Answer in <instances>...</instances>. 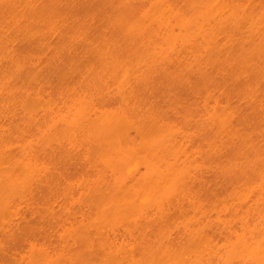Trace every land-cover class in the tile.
I'll use <instances>...</instances> for the list:
<instances>
[{
	"label": "rangeland",
	"instance_id": "374dc122",
	"mask_svg": "<svg viewBox=\"0 0 264 264\" xmlns=\"http://www.w3.org/2000/svg\"><path fill=\"white\" fill-rule=\"evenodd\" d=\"M139 1L144 0L0 1L8 8L0 13V156L6 159L0 175L21 186L4 194L9 197L5 213L0 212V264H256L239 247L241 236L264 239V176L247 166L239 152L256 142L264 156V81L249 83L243 61L252 64L254 59L241 48L248 26L234 41L221 40L219 62L207 66L202 78L189 77L184 48L168 50L162 31L148 30L150 25L151 43L143 42L154 55L129 58L119 52L139 42L134 35H142L139 12L159 7L156 0L155 8L147 0L150 5L144 1L146 8H141ZM159 1L161 16L170 11L163 19L172 20L178 7L191 13L193 0H188L189 8L187 0ZM230 1L239 9L234 13L251 12L259 19L258 31H264V0ZM131 3L143 9L136 15L140 23L135 20L139 34L129 25L135 17L120 20L130 17L125 11ZM119 21L128 22L131 34ZM131 35L137 37L135 44ZM83 95L93 106L113 109L128 99L134 112L151 119L163 140L155 153L158 160L180 172L179 179L160 186L154 196L144 193L138 200L140 214L129 220L103 216L96 196L114 194L127 168L144 172L143 159L117 165L110 151L94 143L90 147L85 131L69 126L75 102L86 100L78 98ZM206 102L216 110L229 105L227 131L217 121L212 129ZM25 139L35 161L28 190L18 169L24 154L18 145Z\"/></svg>",
	"mask_w": 264,
	"mask_h": 264
},
{
	"label": "bare ground",
	"instance_id": "6f19581e",
	"mask_svg": "<svg viewBox=\"0 0 264 264\" xmlns=\"http://www.w3.org/2000/svg\"><path fill=\"white\" fill-rule=\"evenodd\" d=\"M8 1H10V0H8ZM144 1L146 2L147 0H144ZM144 1H139V3H138L141 8H142V6H145L143 8H146V5H147L146 3H148V5H150L149 1H147L146 3ZM193 1H190L192 3L191 9H190V11H191L190 15H189V13L187 15V12H186V15L184 14V12L181 13L183 10H181L180 7H178L179 8V9L177 8L178 11L174 10V11H176L175 13H177V14L175 16L174 15L172 16L173 17L172 20H169L170 18H168V17L167 18L164 17V19L162 18L163 15L167 16L168 15L167 13H169L170 11L166 12V14L162 13L163 15L161 16V12H163V9H162V5L160 4L159 0L155 1L157 4L159 3L158 4L159 7L155 6L156 10L153 9V7L155 5L153 0L151 1L153 4V5L151 4L153 6V7L151 6L152 9L154 10L153 12L150 11L149 9H148V12L147 11H140V10H143L141 8L136 9L137 5H135L136 4L135 2H134L135 3L134 7L132 8L133 3H131V5L129 6V4H130V2H129L128 6L131 7V9H129V10L126 9L128 11H125L127 14V15L125 14V16L130 15V17H127V19H126V17L123 15V17H125V18H122L120 20L124 19V21H128L131 19L133 20L132 17H135L133 22H129V21L128 22H129V25L131 23H133V25L132 24L130 25L133 28L136 26V28H134L135 31L141 30L140 33L142 35H136V34H134V35L140 36L139 37L140 40L137 43L142 42V46H139V48H136L137 43L135 44L134 39H136L137 37L135 38L134 35H131L130 38L132 39V42L134 41L133 44H135V45L132 44L133 47H131V48L129 47V50H127V52H124V50L123 51L119 50V52L120 53L123 52V55L127 54L128 56H130L129 58H131L134 55H142V56L154 55L156 51L154 52V50L150 49V46H149V48H147V45H145V44L147 42L151 43L149 41L150 35L148 33V30H151V28H155L156 30L158 29L157 31H162V35H161L162 42L165 44L167 43L169 46L171 45V48H169L168 50L171 51L172 48L175 49L177 45H181L184 48L185 55H186V61L189 60V62H187L189 77H193V75H195L197 77L199 76L202 78L210 67L215 66L219 62V59H220L219 55L224 50L220 46L221 40L229 39V40L234 41L233 38L235 37V34L240 33L242 31V29H244V27L248 26V33L249 34H247L245 36L246 39L243 40V45H244L243 47L245 49L243 47H241V48L245 51L246 57H252L254 59V62L252 64H250L247 61H243V63L248 65L247 68L246 67L244 68V71L245 72L249 71L248 74L245 76H246V78L250 84H252V83L256 84L259 80L264 81V31H260V32L258 31V26H259L258 20L259 19L256 18L255 16H253V14L251 12H250V14H248V13L243 14L242 13V15H240L238 13L239 15H237V13H234V10H236V8H237L236 4H235V2L230 1V0H214L213 2H211L212 0H210V1L209 0L208 1L207 0H200V1L198 0L199 2L194 1L195 3H193ZM165 2H162V3H165ZM125 3H126V1H125ZM187 3H188V0H187V2H185V6L187 5ZM165 4H167V3H165ZM0 5H1V3H0ZM178 5H179V3H178ZM180 5H182V4H180ZM188 5H189V3H188ZM188 5H187V8H189ZM14 6H15L14 4H10L11 9ZM167 6H168V4H167ZM167 6H165V7H167ZM171 6H173V5L171 4ZM125 7L126 6L123 7V5H122L121 9H123V8L125 9ZM168 7H167V9H168ZM3 8L8 9L5 6H3V7L0 6V13H1V10ZM157 8H159L160 10ZM28 9H29V7L27 6V10ZM167 9H166V11H167ZM187 10L184 9V11H187ZM138 11H140L139 13L143 12V15L138 14ZM244 11H246V10H244ZM249 11H246V12H249ZM144 12H147V13L145 14ZM164 12H165V9H164ZM171 12H172V9H171ZM238 12H239V9H238ZM242 12H243V10H242ZM252 12H253V10H252ZM124 13L122 12L121 15ZM172 13H174V12H172ZM136 15H137V17L140 15L142 18V20H141L142 26L139 28L137 26H140V25L135 20L138 19V22L140 23L141 18L140 19L136 18ZM134 21L136 22L135 24H134ZM143 21H145V23H146L145 26L143 25V23H144ZM119 22L121 23L123 21H119ZM128 22L127 23L126 22L121 23L120 28H122L124 25H125V27H123V29L129 28L127 30L128 31L127 34L129 35V33L131 34L132 28L127 27L126 24H128ZM149 25L151 27L148 29ZM129 30H130V32H129ZM132 31H134V30H132ZM175 31H176V33L178 32L179 34L177 35L175 33ZM138 34H139V32H138ZM144 38L147 39V42H143ZM148 45H150V44H148ZM221 45H222V43H221ZM116 46L117 45H115V48L118 47V46L117 47ZM165 48H164V50H165ZM111 51H112V49H111ZM113 51H114V49H113ZM166 51L167 50H165V52ZM108 52H109V50H108ZM109 53L111 54L112 52H109ZM113 56H114V54H113ZM108 58H109V56H108ZM113 58H112V60H113ZM110 61H111V58H110ZM116 61H118V60H116ZM108 64H110V66H111L112 62H109ZM114 64L112 65L113 67H110L109 65H107V66L109 68H114ZM207 66H210V67H207ZM114 69H116V68H114ZM109 71H112V70L109 69ZM115 72H117V71H115ZM104 74H107V73H104ZM118 78L119 77H116L114 79H118ZM188 82H190V81H188ZM83 96L85 97V95H83ZM84 97L83 98L78 97L80 100L86 99L84 102H75L78 107L75 105L76 111H75L74 123L72 122V125H70L69 124L70 121H65V120H67L65 118L64 124H66V123H67L66 125L69 124V126L71 128H75V127L78 128L77 130L81 134H83L85 131V135L84 134L83 135L85 137L88 136L87 138H89L90 143H91L90 147L93 148V143H94V145L99 147V149L110 151L111 156L109 158H113V160L116 161L115 164H117V165L127 164L128 163L127 161L130 158L133 159V158H136L137 156H141L143 159L144 172H141L139 169H137L135 167L134 168L129 167L125 171L126 172L125 176L121 177L119 179V181L117 183H115L116 189H115L114 194H111L109 196L104 195V194L103 195L98 194L96 196L99 207L101 208L100 212L103 216L110 215V216L114 217L115 219L126 218L125 220H129L130 217L137 216L140 214L141 209H140L138 200L140 198H142V195L144 193H147L148 195L154 196L156 194V192L158 191V188L160 186L167 185L171 181L179 179L181 177L180 172L177 171L178 170L177 168H175L171 165H168L165 162L163 164L160 162L161 160H158L160 158L156 157L157 156L156 151H158L161 147H163V145H164V143L162 142L163 140L161 138H159V135L154 130V125H153L151 119L149 118L148 120H146L144 117H141L137 112H134L133 108L128 105V102H127L128 99H124V98L120 99L122 102H124V104L123 105L121 104L118 108L113 109L108 104L102 105L101 107L96 106L95 104L93 106V103H92L93 100H90L91 101V104H90L89 103L90 101L89 100L87 101V98L86 97L84 98ZM78 98H75L76 99L75 101H77ZM88 99H90V98H88ZM25 101H26V99H25ZM25 101H24L23 105L27 102V101L26 102ZM251 101L254 104L256 102V99L251 98ZM208 103L209 102H206V106L204 107V109H206L205 111H204V109H201L198 112L202 113L204 111L205 113H208L207 112V110H208L209 112H211V113H208L209 117L213 121L210 123L212 129H214V125H215L214 121H217L218 123H216V124L218 125V127L220 129L227 131L228 126L226 123V119H227L226 116H227V114H229V112H231V111H229V110H231L229 108V105L227 107V104H225L226 106L224 109L222 107L224 105H222V106L219 105V107H221L222 109L220 108L219 110H216V106H215V109H213L214 105H211L210 106L211 108H210ZM217 103H219V102H217ZM217 103H216V105H218ZM210 109L212 111H210ZM261 109L264 112V103L261 104ZM226 111H228V112H226ZM188 115H189V113L187 114V117H188ZM198 115H200V114L198 113ZM8 119H10V118H8ZM80 131H83V133ZM3 135H4V133H3ZM24 135H26V134H24ZM186 135L187 134L184 133V137H187ZM1 138H0V141H3ZM19 140H16V142ZM173 140H174V143L176 142V144H177V140L175 138ZM244 140L245 139H239L240 143L249 144V142L245 143V141H247V140H245V141ZM171 141H172V139H171ZM248 141H250V140H248ZM23 142L25 143V141H23ZM26 142L27 143H25L24 145H22V143H20L21 145H18L19 150H20V146H22L21 149L24 152L23 160H22L21 164H19L18 169H20V173L23 175L22 176L23 179H20L22 181H20V180L19 181L22 184V186L25 187L26 190H28V187L31 186L30 181L32 180L33 168L35 165V161H34L32 151H31V149H32L31 145L28 146L30 143H28L27 140H26ZM251 142H252V140H251ZM1 143L2 142H0V145H3ZM254 143H255V145L253 146ZM26 144H27V146H26ZM249 145H250V147H249ZM249 145L246 148L241 149V151H239V152L243 155V158H245V160L248 164L247 166L250 165V167L251 166L255 167L256 170L261 175L264 176V173H262L264 171V156L260 155V153L258 152L260 149L257 150L258 148H256V147H258V145H256V142H252ZM2 147L4 148V146H2ZM188 148H191V142L190 141L188 142ZM0 149H1V146H0ZM26 149H27V151H26ZM2 151L4 154L5 150L2 149ZM21 153H22V151H21ZM261 157H263V158H261ZM156 158H157V160H156ZM5 160L6 159L4 156H0V165H2V163L5 162ZM6 166H4V167H6ZM4 167H2V168H4ZM0 169H1V167H0ZM1 170H3V169H1ZM4 172H0V173H4ZM7 172H8V170H7ZM7 172H6V175L4 174V176H7ZM2 176L0 177V212H4V210L7 209V205H8L6 199H8L9 196L8 197L6 195L4 196V194H6L7 191H9V192L12 190L14 191L18 187H21V186L15 184L10 179V177H8V176H7L6 181L1 180ZM126 227L129 228V226H126ZM248 228H245V229L249 230ZM262 228H264V225H262ZM254 236L255 235H251V238H249V239H247V237L243 238V236H241V239L239 238L240 239L239 240V247H240L241 251L246 256H248L249 259H251V261L255 262L256 264H264V239L256 240Z\"/></svg>",
	"mask_w": 264,
	"mask_h": 264
}]
</instances>
